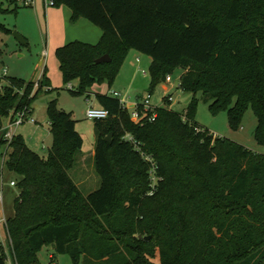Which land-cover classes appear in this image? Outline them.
I'll list each match as a JSON object with an SVG mask.
<instances>
[{"label":"trees","instance_id":"trees-1","mask_svg":"<svg viewBox=\"0 0 264 264\" xmlns=\"http://www.w3.org/2000/svg\"><path fill=\"white\" fill-rule=\"evenodd\" d=\"M50 1L69 8L72 23L84 18L103 32L97 44L56 50L63 83L79 81L77 94L111 88L136 51L152 58L150 93L182 69L179 88L194 96L183 114L166 101L155 121L136 124L119 98L97 94L110 115L95 121L101 187L85 195L70 175L83 138L58 100L47 107L48 155L19 134L5 154V121L51 90L46 70L33 96L34 82L0 79V161L5 156L4 169L21 177L6 222L13 264H41L44 247L74 264H264V153L195 123L199 93L213 100V114L227 112L235 131L252 108L264 146V0ZM105 55L111 62L98 64ZM0 264H7L1 244Z\"/></svg>","mask_w":264,"mask_h":264},{"label":"rangeland","instance_id":"rangeland-1","mask_svg":"<svg viewBox=\"0 0 264 264\" xmlns=\"http://www.w3.org/2000/svg\"><path fill=\"white\" fill-rule=\"evenodd\" d=\"M28 0H0L3 9H9L8 12L0 13V66L8 71V77H17L27 82H37L43 76L47 67V75L51 78L52 89L48 91L43 89L32 103V118L37 123H24L19 126L16 133L22 135L29 147L42 157L48 155L49 149L53 145V136L50 131V121L47 115V107L53 100H58L60 109L72 114L76 121V129L83 138L82 155L85 166H79L71 171L70 175L75 183L82 182L80 189L85 195L98 190L101 187V180L94 167V150L97 140V129L95 120L86 118L87 110L93 106L100 108L96 95L107 93L109 91H120L121 98L129 101L135 99V95L140 92L145 97L150 93L151 75L150 66L151 57L138 53L142 58L132 61L133 68L139 74V82L134 87L131 85L133 71L129 69L128 64L131 62V56L128 57L126 64L122 67L115 83L110 88L108 83L97 84L93 86L87 94H77L79 81H73L74 90H69L68 85L62 82L60 68L53 44L48 45V30L46 26V15L43 7L41 15L36 14V0L32 7L24 6ZM47 6L50 0L45 1ZM32 3V1H31ZM51 7H54L51 5ZM58 9V7H55ZM61 8V7H60ZM17 9V10H16ZM69 9V8H68ZM67 9V10H68ZM57 32V29L56 31ZM54 33V31H53ZM52 33V35H53ZM21 36L20 41L17 36ZM46 52V55H44ZM136 52V51H135ZM146 72V75H143ZM184 71L176 69L170 76L173 79L172 84L165 82L159 83L153 90L152 104L156 107H164V98L168 93L174 95V102L171 109L178 113H185L193 99V94L183 91L179 88L180 78ZM119 89V90H117ZM198 107L195 116L196 125L204 130H209L212 134L227 138L244 145L249 150L256 153H264V146L257 143L255 139V130L258 125L257 117L252 108H249L243 118L241 127L235 131L230 127L228 114L222 111L213 114L210 110L212 99H206L202 93L197 95ZM128 106L131 112L132 107ZM1 168V165H0ZM21 177L13 172L4 169V177L0 178V190L3 191V203L0 202V221L14 217L15 201L19 197L21 190L18 186H11V182H19ZM4 225L0 228V244L4 243V250L7 254V264H13L9 248L6 247ZM52 247H44L39 252L41 264H74L72 258L67 255H57ZM158 261V260H156Z\"/></svg>","mask_w":264,"mask_h":264},{"label":"crops","instance_id":"crops-1","mask_svg":"<svg viewBox=\"0 0 264 264\" xmlns=\"http://www.w3.org/2000/svg\"><path fill=\"white\" fill-rule=\"evenodd\" d=\"M31 1H32V3L29 5L30 7H32L34 4V0H31ZM45 1L46 0H36L35 3H36L37 9L35 12L37 15H41V13L43 11V7H44V11H45V15H46V26H47V30H48V43L47 44L48 45H50L51 43L53 44V47H54L53 51L55 52V54H56V50L58 48L65 46V45H67L71 42H74V41H81V42L89 43V44H93V45L99 43V41L101 40V38L103 36V32L99 27L93 25L91 22H89L88 20H86L84 18L79 19L76 23H72L71 22L72 12L70 9H68L65 6H62L61 8L58 7V9L55 7H51V5H49L50 7H48ZM24 6L28 7L25 4H24ZM56 29H57V32H55ZM53 31H54V33H53ZM52 33H53V35H52ZM130 56H131V60H129V61H131V62L128 64V67L130 70L133 71L130 86L132 85L134 87L135 85H137V83L140 80H139V74H138L137 70L133 68L134 66H132L133 65L132 61L133 60L136 61L139 59V62H137V63H140L141 60L142 61L143 60L149 61V60H146V58H142L135 51H132L130 53L129 57ZM151 62H152V60H151ZM58 65H59V62H58ZM124 65H123V67H124ZM3 68H5V67H3ZM59 68H60V66H59ZM46 73H47V67H46ZM60 73H61V71H60ZM143 75H146V74H143ZM47 78L50 80V83H51L52 80L48 75H47ZM61 78H62V82H63L62 73H61ZM50 89H52V85L50 86ZM117 90H119V89H117ZM115 92H118L119 94H121L120 91H115ZM101 94H108V92L107 93H101ZM144 98H145V96L142 93L138 92L135 95V99L129 101L128 105L130 107H132V109H133L134 105L138 102H141ZM94 156H95V150H94L93 158H94ZM85 161H86V159H84V157L81 156L80 160H79V166H85ZM0 165H1L0 178L3 179L4 167H3V164L1 161H0ZM76 184L80 188L82 182L76 183ZM5 220H7V219H5ZM0 222H2V220ZM3 225L5 227L4 233H5V237H6V240H5L6 247L9 248V238H8V234L6 231L5 224L1 223L0 228ZM1 245L4 247V243H1ZM51 258H53L52 255H51Z\"/></svg>","mask_w":264,"mask_h":264},{"label":"built area","instance_id":"built-area-1","mask_svg":"<svg viewBox=\"0 0 264 264\" xmlns=\"http://www.w3.org/2000/svg\"><path fill=\"white\" fill-rule=\"evenodd\" d=\"M24 4L26 6H29L31 4V0L25 1ZM53 3L50 2L49 5H52ZM44 55H46V52H44ZM137 62H139V59L137 60ZM144 74H146V72H143ZM8 76V72L5 68H3L2 66H0V79L5 78ZM43 76H44V72H43ZM43 76L41 77L40 80H38L37 82L34 83V87H33V91L31 96H33L36 91L41 87L42 85V80H43ZM181 81V78H180ZM173 79L172 77L169 75L166 78L165 83L166 84H172ZM48 89V88H47ZM68 89L69 90H74V86L72 85V83H70L68 85ZM108 94L116 97V98H121V94H119L118 92H111L109 91ZM121 103L123 105L124 108L128 109V100L120 99ZM166 101L173 103L174 102V95L172 93H168L166 95V97L164 98V106L166 104ZM159 107H156L152 104V94L149 93L141 102H138L134 105L131 113V120L136 123V124H144L146 121H150L153 122L155 121V119L157 118V109ZM32 114V110L28 109V110H24V111H20L17 112L16 114L11 115L4 124L3 127V131H4V136H5V140L7 141V149L5 151H8V145L12 142L14 136L16 135V130L18 129L19 126L23 125L24 123L28 122L31 124H36L37 121L32 118L31 116ZM109 111L103 108H94L93 106H91L87 112H86V118L89 120H104L107 119L109 117ZM128 141L134 142V139L132 136L127 135L125 137ZM149 160V158H147ZM5 162V156L2 158V164L4 165ZM11 186H17L16 182H11ZM0 202L3 203V191L0 190ZM6 222L7 220H2L1 223H4L6 226Z\"/></svg>","mask_w":264,"mask_h":264},{"label":"water","instance_id":"water-1","mask_svg":"<svg viewBox=\"0 0 264 264\" xmlns=\"http://www.w3.org/2000/svg\"><path fill=\"white\" fill-rule=\"evenodd\" d=\"M17 38L20 40V41H22V42H24L25 43V41L23 40V38L21 37V36H17ZM109 62H111V58H110V56L109 55H105V56H103V57H101L100 59H98L97 60V63L98 64H101V63H109ZM107 141H111V136H109L108 138H107ZM140 238H141V236H140ZM148 240L150 239V238H147Z\"/></svg>","mask_w":264,"mask_h":264}]
</instances>
